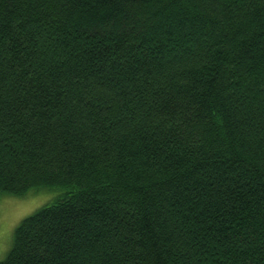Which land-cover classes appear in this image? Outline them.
Here are the masks:
<instances>
[{"label":"trees","instance_id":"trees-1","mask_svg":"<svg viewBox=\"0 0 264 264\" xmlns=\"http://www.w3.org/2000/svg\"><path fill=\"white\" fill-rule=\"evenodd\" d=\"M31 188L0 264H264V0H0V195Z\"/></svg>","mask_w":264,"mask_h":264},{"label":"rangeland","instance_id":"rangeland-1","mask_svg":"<svg viewBox=\"0 0 264 264\" xmlns=\"http://www.w3.org/2000/svg\"><path fill=\"white\" fill-rule=\"evenodd\" d=\"M57 193L54 189L31 188L23 196L0 195V260L11 247L19 221L49 203Z\"/></svg>","mask_w":264,"mask_h":264}]
</instances>
